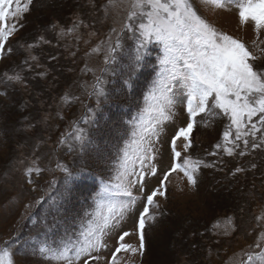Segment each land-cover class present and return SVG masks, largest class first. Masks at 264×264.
Wrapping results in <instances>:
<instances>
[{"label":"snow or ice","instance_id":"obj_1","mask_svg":"<svg viewBox=\"0 0 264 264\" xmlns=\"http://www.w3.org/2000/svg\"><path fill=\"white\" fill-rule=\"evenodd\" d=\"M32 4L33 0H0V59L14 51L6 45H10L12 38L24 27L21 21ZM100 7L106 19L118 17L121 26L119 29L112 27L105 39L91 49V53L103 55L99 73L87 64L82 70L94 78L93 83L84 87L90 88L88 95L95 98V107H89L87 115L73 123L70 133L61 134L57 148L63 146L68 156L83 158L94 154L96 166L113 174L107 179L99 177L100 188L91 196L92 203L69 221L63 204L71 202L72 186L86 173V168L76 169L74 164L58 160L55 170L63 174L62 180L53 177L46 181L47 187L38 184L42 173L53 171L41 166L43 155L38 152L43 141L38 140L29 156L22 155L15 162V170H22L24 183L31 192L43 193L34 204H47L48 207L43 222L32 220L33 228L37 229L35 235L30 233L24 239L16 236L3 242L0 264H16L17 255L39 256L55 264H122L121 254L142 256L146 224L155 222L157 213L152 209L160 208L157 197L167 198L172 175L182 174L188 186L194 188L200 169L216 166L190 153L198 117L205 127L218 118L228 121L222 141L214 147L229 157H243L249 147L264 149V62H259L261 57L256 54H264V0H105ZM233 10L238 30L252 29L251 43L219 28L205 15V12L215 14ZM88 27L90 25L79 18L67 29L51 25L53 30L58 29V36ZM95 34L89 32L88 35ZM81 38L76 37L77 40ZM41 43L51 41L41 35L37 41L21 45L36 67L40 66L39 58L32 55V50ZM150 46L158 47L160 54L152 65L155 76L142 103L126 120L107 118L117 138L113 156L96 144L91 135V129L99 126L103 118L101 106L113 97L105 76H116L120 80V93L130 97L137 74L148 66ZM29 58L24 59L20 71L12 69L11 74L5 71L0 79L10 85L26 84L24 66L33 67ZM0 96H7V92L0 91ZM79 99L66 91L60 97V106L71 105ZM180 106L184 107L188 119L183 126L175 127L166 141L170 163L164 168L160 166L165 143L162 136L165 126L174 123ZM34 127L32 123L27 125V129ZM218 154L216 151L209 153L211 156ZM242 171L243 168L237 167L234 174ZM150 178L159 181L151 189L147 183ZM141 200L144 206L137 216V204ZM13 203H18L16 197L9 201ZM34 204L29 202L24 207L30 210ZM62 211H65L63 219L57 215ZM49 215L52 216L51 224ZM134 216L140 240L138 247L126 242V237L132 233L124 230L125 223ZM255 221L253 242L247 249L234 254L233 264H264V209L255 216ZM60 223L67 225L63 234L50 235ZM41 235L44 239L39 238ZM112 239H115L114 245L109 244ZM105 252H109L110 257L105 256Z\"/></svg>","mask_w":264,"mask_h":264},{"label":"rangeland","instance_id":"obj_2","mask_svg":"<svg viewBox=\"0 0 264 264\" xmlns=\"http://www.w3.org/2000/svg\"><path fill=\"white\" fill-rule=\"evenodd\" d=\"M104 3L105 0H33L30 11L21 21L24 27L12 38L11 44L6 45L11 46L14 51L0 59L2 77L5 71L10 74L12 69L20 71L24 59L29 58L28 52L21 48V45L37 41L41 35L51 41L41 43L32 50V55L39 58L40 66L36 67L35 62L29 58L33 67L28 69L24 66L26 84L10 85L0 79V91L7 92V96H0V246L12 237L19 236L24 239L30 233L35 235L37 229L33 228L32 220L43 222L48 205L34 204L43 193L31 192L24 183L22 170H15V162L22 158V155L29 156L38 140L43 141L38 152L43 155L41 166L53 170L42 173L38 184L47 187L46 181L53 177L62 180L63 174L55 170L58 160L74 164L76 169L86 168V173L76 180L73 184L75 187H72L73 193L79 191L82 196L71 210L73 212L68 216L69 221L92 203L91 196L100 188L99 177L107 179L113 174L96 166L94 154L90 153L83 158L68 156L63 146L57 148L61 134L70 133L73 123L86 116L89 107H95V98L88 95L90 88L84 87L93 83L94 78L91 73L82 70L87 64L99 73V69L103 67V55L91 53V49L105 39L112 27L119 29L121 26L118 17H104L100 7ZM205 15L219 28L248 43L254 38L251 28L238 30L235 10L217 11L215 14L205 12ZM77 18L90 27L64 36H58V29L51 28L53 24L65 29L70 28ZM89 32L96 34L89 37ZM78 36L82 38L77 40ZM126 43L130 44L131 41L126 40ZM150 51L148 66L136 77V80L143 79L145 82L138 89L134 88L130 97L120 93V80L116 76H105L113 97L101 106L103 118L100 119L99 126L91 129V135L96 144L110 151L113 156V145L117 143V138L111 120L128 119L137 111V105L142 103L143 95L155 76L152 65L160 54L158 47L150 46ZM256 54L261 57L259 62H264V54ZM119 70L117 68L118 72ZM40 73L45 74L39 75ZM66 91L79 96L80 99L61 107L60 97ZM13 103L17 104V107H14ZM16 108H20V112H17ZM177 111V118L174 123L165 126L162 136L165 143L160 166L164 168L170 163L166 141L174 128L183 126L188 119L183 106ZM18 115L22 116L18 118ZM60 116H63V119ZM25 117L28 119L25 120ZM109 117L111 120L107 119ZM197 121L192 133L194 146L190 153L207 163H215L216 166L202 167L197 174V185L194 188L188 186L182 174L172 175L167 198L157 197L160 208L152 209L157 213L155 222L149 221L146 224L143 255L121 254L122 264L125 261L130 264H233L234 254L247 249L253 242L256 236V232L252 231L256 223L255 216L264 209V149L253 150L249 147L245 150L247 155L229 157L214 147L222 141L228 121L218 118L208 127L199 122V117ZM29 123L35 127L27 129ZM213 151L219 154L209 155ZM253 164L256 167H252ZM237 167L243 168L244 171L234 174ZM158 182L157 178H150L147 182L149 189ZM12 197H16L18 203L9 204ZM29 202H33L34 206L26 210L24 205ZM66 204H63L64 210L67 209ZM143 206L144 202L141 200L137 204V216ZM88 210L91 211L90 208ZM66 212L67 215L70 213ZM57 215L63 219L65 211ZM135 218L134 216L125 223L124 230L132 233L126 237V242L138 247L140 240L134 224ZM48 221L53 223L51 215L48 216ZM66 226L65 223L57 224L50 235H62ZM195 229L197 235L194 234ZM39 238L44 239V236ZM109 244L114 245L115 239L109 240ZM103 254L110 257L109 252ZM15 260L16 264H55L39 256L30 255H17Z\"/></svg>","mask_w":264,"mask_h":264},{"label":"trees","instance_id":"obj_3","mask_svg":"<svg viewBox=\"0 0 264 264\" xmlns=\"http://www.w3.org/2000/svg\"><path fill=\"white\" fill-rule=\"evenodd\" d=\"M145 82V80H143V79H138V80H136L135 81V89H138L143 83ZM14 107H17V104L15 105V103H13L12 104ZM20 108H16V111L17 112H20V110H19ZM22 115H18L17 117L19 118V117H21ZM74 187H75V185H73ZM72 186V187H73ZM77 187H78V185H77ZM82 196V193H80L79 191H78V193H73V198H72V200H71V202L70 203H67L66 204V207H67V209H66V211H70V213L67 215V216H70L71 214H72V212H71V210H73L74 209V205H76L77 203H78V198L79 197H81ZM194 234L195 235H197V232H196V229L194 230ZM199 237H200V235H199ZM186 239V238H185ZM200 239V238H199ZM198 245V244H197Z\"/></svg>","mask_w":264,"mask_h":264}]
</instances>
